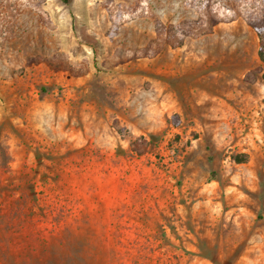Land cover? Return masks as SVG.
Here are the masks:
<instances>
[{
  "label": "rangeland",
  "instance_id": "rangeland-1",
  "mask_svg": "<svg viewBox=\"0 0 264 264\" xmlns=\"http://www.w3.org/2000/svg\"><path fill=\"white\" fill-rule=\"evenodd\" d=\"M262 41L264 0H0V264H264Z\"/></svg>",
  "mask_w": 264,
  "mask_h": 264
},
{
  "label": "trees",
  "instance_id": "trees-1",
  "mask_svg": "<svg viewBox=\"0 0 264 264\" xmlns=\"http://www.w3.org/2000/svg\"><path fill=\"white\" fill-rule=\"evenodd\" d=\"M260 31H261V29L259 30V32ZM259 54H260L261 59L264 61V41H262V43H261ZM263 79H264V72H263Z\"/></svg>",
  "mask_w": 264,
  "mask_h": 264
}]
</instances>
